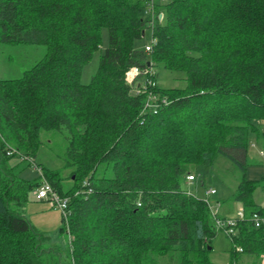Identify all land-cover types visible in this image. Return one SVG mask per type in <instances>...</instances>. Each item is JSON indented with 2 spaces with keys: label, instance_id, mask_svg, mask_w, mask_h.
<instances>
[{
  "label": "trees",
  "instance_id": "16d2710c",
  "mask_svg": "<svg viewBox=\"0 0 264 264\" xmlns=\"http://www.w3.org/2000/svg\"><path fill=\"white\" fill-rule=\"evenodd\" d=\"M156 1L0 0V44L46 47L21 77L0 76V264L60 263L44 244L50 235L24 210L42 178L21 173L35 165L71 199L61 227L70 264H216L208 247L220 229L186 184L220 158L238 179L231 200L245 211L233 253L264 256V228L252 220L264 216L253 198L259 184L246 174L250 134L264 138L256 126L264 119V0ZM103 28L109 44L83 84ZM146 29L156 40L151 52L136 46ZM158 65L183 71L187 86L159 88ZM133 67L143 73L131 83ZM150 67L154 74L144 72ZM152 93L167 102L148 106ZM44 131L67 141L69 189L61 171L35 163ZM84 181L91 192L76 194Z\"/></svg>",
  "mask_w": 264,
  "mask_h": 264
},
{
  "label": "rangeland",
  "instance_id": "374dc122",
  "mask_svg": "<svg viewBox=\"0 0 264 264\" xmlns=\"http://www.w3.org/2000/svg\"><path fill=\"white\" fill-rule=\"evenodd\" d=\"M158 2V1H156ZM162 3V2H161ZM161 13V12H160ZM157 12H154V17ZM145 18L149 17V13L143 12ZM153 32L146 29L145 35L136 41V46L143 48L152 40ZM101 45L92 57V59L84 65L81 75V82L88 84L92 77L97 73L100 65V59L103 51L109 44V32L107 28L102 29ZM46 47L43 44H0V76L4 78L21 77L25 70L31 68L37 61L45 56ZM157 71L156 82L161 89H182L187 86L186 74L183 71H175L165 68L161 65L155 67ZM145 80V79H144ZM256 126L264 132V119L256 120ZM42 144L38 147L35 156V163L40 164L46 170L61 171L64 178V188L69 189L72 185L70 175L74 167L66 168V148L67 141L58 131H44L41 134ZM257 134L251 132L248 149V167L247 177L256 181L259 186L254 191V201L260 208H264V145L257 142ZM20 163L18 156L10 159V165L14 166ZM231 163L220 158L217 165L209 168L199 165L196 171V180L186 184V189L196 197L210 201V204L219 209L221 202L229 201L233 189H235L238 179L233 175ZM233 166V165H232ZM214 168V169H213ZM232 171V172H231ZM230 172V174H226ZM195 173V172H192ZM21 175L31 181H35L40 177L39 171L33 166L26 167ZM233 175V177H232ZM214 188L216 194L206 196V190ZM231 201V200H230ZM233 201V200H232ZM238 203H233V212L227 218H238ZM31 222L42 232L50 235L45 240V246L54 247L61 253L57 256L62 264H70L72 258L70 256V248H68L66 234L61 233V227L65 223V219L60 210L51 208L50 204L43 200H38L35 196V189L30 193L29 203L24 208ZM221 215V214H220ZM57 221V226H54ZM53 223V224H52ZM68 241L73 240L68 235ZM212 247L209 258L216 264H264V256L257 257L254 255L237 253L234 255V247L230 237L222 230L212 240ZM59 263V264H60ZM166 263V262H165ZM167 264V263H166Z\"/></svg>",
  "mask_w": 264,
  "mask_h": 264
},
{
  "label": "built area",
  "instance_id": "2783aa9c",
  "mask_svg": "<svg viewBox=\"0 0 264 264\" xmlns=\"http://www.w3.org/2000/svg\"><path fill=\"white\" fill-rule=\"evenodd\" d=\"M162 1H167V0H162ZM154 2H156V0H152L151 2V7L153 8ZM162 14V15H160ZM159 14V19L163 18V13ZM152 17H154V10L152 12ZM156 40L154 37H152V40L150 42H148L145 45V50L147 52H151L152 48L155 44ZM145 73H150V74H154V69L152 67H150L148 70L144 71ZM143 73V71L139 68V67H133L131 68L128 72H127V79L129 82L133 83L137 77ZM149 84L152 85H156V82L152 81L151 79H149ZM150 101L147 103L148 106L154 108L156 110V108L159 106L160 101L161 102H167V98H163L161 99L157 94H150L149 97ZM14 152H18L17 150L13 149L12 151H10L9 153H14ZM21 159H24V156L20 157ZM35 168L39 171L40 176H41V184L35 189V196L38 200H43L46 201L50 204L51 208L55 209V210H60L63 214V217L65 219L66 224L68 225V221H69V217L72 215V209L70 207V197L68 196H62L60 193H58L55 188L52 186V184L44 177L41 168H39L37 165H35ZM196 179V177L190 175L188 176V180L194 181ZM83 186L86 187L85 189L79 190L76 192V194H81V193H89L91 192V187H89V182L88 181H84ZM216 189L211 188L208 189L206 192V196H210L213 194H216ZM212 215L214 216V219L216 221V226L218 229L224 231L229 237H233L236 234V225L238 223L239 220L244 219L245 218V211L244 208L241 207L239 209V216L238 218H226V217H221L220 213H219V209L214 208L211 204L210 201L207 197L206 200ZM219 208V207H218ZM252 220L255 223L256 227H263L264 228V216H261L259 214H254L252 217ZM69 236L71 237V234L69 233ZM239 251H242L241 247H238ZM234 264H238V263H234Z\"/></svg>",
  "mask_w": 264,
  "mask_h": 264
},
{
  "label": "crops",
  "instance_id": "0c3cea01",
  "mask_svg": "<svg viewBox=\"0 0 264 264\" xmlns=\"http://www.w3.org/2000/svg\"><path fill=\"white\" fill-rule=\"evenodd\" d=\"M257 142L258 143H260V144H263L264 145V138H258L257 139ZM249 154V153H248ZM264 154V153H263ZM264 157V156H263ZM208 190V189H207ZM207 190H206V192H207ZM233 193V192H232ZM232 195V194H231ZM231 200V199H230ZM224 201V202H221L220 204H219V208H220V210H219V213L221 214V216H224V217H229L231 214V212H233V203L235 202V203H238V205L240 206V207H242V204L240 203V202H237V201ZM28 205V204H27ZM26 213V212H25ZM27 215V214H26ZM28 216V215H27ZM53 224V223H52ZM54 226H57V221H56V223H55V225Z\"/></svg>",
  "mask_w": 264,
  "mask_h": 264
},
{
  "label": "water",
  "instance_id": "95a60500",
  "mask_svg": "<svg viewBox=\"0 0 264 264\" xmlns=\"http://www.w3.org/2000/svg\"><path fill=\"white\" fill-rule=\"evenodd\" d=\"M160 15H162V14H160ZM208 248H209V249H211V248H212V246H209Z\"/></svg>",
  "mask_w": 264,
  "mask_h": 264
}]
</instances>
